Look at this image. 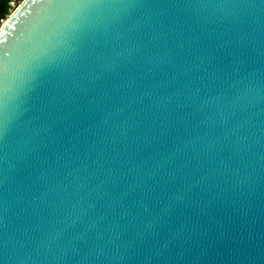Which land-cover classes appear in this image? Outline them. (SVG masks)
Returning a JSON list of instances; mask_svg holds the SVG:
<instances>
[{
  "label": "water",
  "instance_id": "95a60500",
  "mask_svg": "<svg viewBox=\"0 0 264 264\" xmlns=\"http://www.w3.org/2000/svg\"><path fill=\"white\" fill-rule=\"evenodd\" d=\"M69 15L22 0L0 26L20 85L2 264H66L90 241L106 264H262L264 0H122L75 51Z\"/></svg>",
  "mask_w": 264,
  "mask_h": 264
},
{
  "label": "snow or ice",
  "instance_id": "6c2138e0",
  "mask_svg": "<svg viewBox=\"0 0 264 264\" xmlns=\"http://www.w3.org/2000/svg\"><path fill=\"white\" fill-rule=\"evenodd\" d=\"M36 2L37 0H33V3ZM39 2L53 10H70L68 16L69 39L66 43L72 51H75L74 45L86 30L91 16L97 10L121 6L122 0H39ZM53 60L54 57L50 52H44L37 56L27 68V83L47 74ZM19 94L20 85L9 79L6 65L0 58V140H3L10 131L12 125L10 108ZM64 258L66 264H106L107 260V257L91 241L74 247L71 252L64 250Z\"/></svg>",
  "mask_w": 264,
  "mask_h": 264
},
{
  "label": "trees",
  "instance_id": "16d2710c",
  "mask_svg": "<svg viewBox=\"0 0 264 264\" xmlns=\"http://www.w3.org/2000/svg\"><path fill=\"white\" fill-rule=\"evenodd\" d=\"M9 2L10 0H0V26L11 14Z\"/></svg>",
  "mask_w": 264,
  "mask_h": 264
},
{
  "label": "built area",
  "instance_id": "2783aa9c",
  "mask_svg": "<svg viewBox=\"0 0 264 264\" xmlns=\"http://www.w3.org/2000/svg\"><path fill=\"white\" fill-rule=\"evenodd\" d=\"M21 2L22 0H10V12L12 13L20 5Z\"/></svg>",
  "mask_w": 264,
  "mask_h": 264
}]
</instances>
